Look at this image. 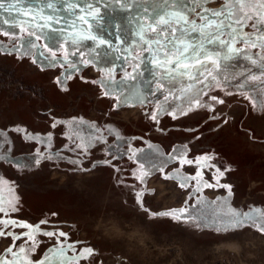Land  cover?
I'll return each instance as SVG.
<instances>
[{"label":"rangeland","instance_id":"374dc122","mask_svg":"<svg viewBox=\"0 0 264 264\" xmlns=\"http://www.w3.org/2000/svg\"><path fill=\"white\" fill-rule=\"evenodd\" d=\"M223 3L212 0L203 7L211 11ZM37 5L38 0L22 3L25 10ZM96 7L105 17L104 24L112 19L126 23L128 13L113 11L120 5ZM57 9L71 25L75 17L60 0ZM76 11L84 14L79 7ZM196 11L201 7L196 6ZM45 14H51L50 10ZM16 16L0 10V195L6 210L10 202L18 210L0 214V219L39 225V231L0 229L22 237L19 241L0 237V259L12 260L6 249L19 252L15 245H23L28 252L20 259L31 264L65 260L69 264H264V233L251 223L218 233L160 215L185 209L209 224L232 212L264 217V108L259 106L264 104V76L248 80L242 91L215 84L187 115L172 119L161 111L154 121L152 115L162 97L151 94L150 64H140L142 75L135 80H124L125 72L132 69L123 56L116 59L111 49L95 48L92 40L84 39L78 51L69 44L57 50L58 45L43 36L35 41L37 48L31 55L21 57L11 50L21 38H29L27 29L21 32L5 23ZM190 18L197 17L193 13ZM37 19L44 23L39 14ZM87 29V24L77 22L65 35L75 31L87 36ZM244 31H254L252 21ZM14 32L19 36H13ZM92 33L117 43L99 26L94 25ZM193 36L198 38L199 33ZM45 44L57 50L61 62L50 63ZM39 52L45 53L44 59ZM250 53L264 51L256 48ZM64 55H69V62L63 61ZM143 55L147 59L146 51ZM86 59L94 63H83ZM261 63L258 60L254 66L238 56L227 71L259 74ZM243 79L240 76L231 83ZM138 91L144 96L137 97ZM121 93L128 102L117 108ZM246 95L258 101L256 108ZM213 96L224 103L213 101ZM182 156L194 163L182 165ZM208 165L229 169L220 182L233 186L231 196L218 185L206 187L216 184L214 169ZM200 170L202 177H197ZM46 231L57 235L45 236ZM60 231L65 237L58 235ZM25 232H32V241Z\"/></svg>","mask_w":264,"mask_h":264},{"label":"snow or ice","instance_id":"6c2138e0","mask_svg":"<svg viewBox=\"0 0 264 264\" xmlns=\"http://www.w3.org/2000/svg\"><path fill=\"white\" fill-rule=\"evenodd\" d=\"M60 2L65 5L64 10L68 11L70 16L75 17L71 25H68L67 20L57 14L58 0H38L35 8L29 7L27 10L22 6L23 0H0V10L9 15L17 14L16 18L12 21L6 20L5 23H9L13 28L19 27L21 32L27 29L29 37L27 40L21 38L18 46L11 51L19 53L21 57L31 55L32 50L37 48L35 41L40 40L41 36L58 45L57 50L63 48L64 44H69L78 51L81 42L84 39H90L94 42L95 48L104 46L111 49L116 53V59H121L123 56L132 69L131 73L125 72L122 78L124 80H135L142 75L140 64L148 63L152 66L147 69L152 77L149 84L154 85L151 88V94H159V97H162V100L158 101V111L152 115L154 121H158L161 111L170 115L172 119L187 115V110L192 108V104L194 102L199 104L198 98L215 84H222L224 87L232 86L242 91L247 88L248 80L255 81L264 76V63L259 65L261 67L259 74H251V72L249 74L243 72L229 74L227 71L230 62L238 56L247 58L254 66L257 65L258 60L264 62V54L250 53L251 49L256 48L264 51V28H261V25H264V0H224L221 7L211 11L203 6L211 3L212 0H84L83 7H80V0H60ZM100 4L106 7L120 5L113 11L128 13L125 17L126 23L119 24L117 20L112 19L104 24L105 17L100 15L101 9L96 7ZM196 6L201 7L200 12L196 11ZM78 7L79 12L84 14L77 13ZM46 10H50L51 14L46 15ZM193 13L196 19L190 18ZM38 14L39 19L44 23L38 22ZM23 17H30V19L22 20ZM249 21H252L254 29L252 33L244 31ZM77 22L88 25L87 36L75 31L70 36L65 35L68 29L76 27ZM60 24L64 27L53 26ZM94 25L99 26L102 31H107L110 37H115L117 43H113L111 38L104 39L103 36L94 35L92 33ZM194 33H199V37L194 38ZM13 36H19V33L14 32ZM32 37L35 39H31ZM239 44H243V47H237ZM121 45L126 46L121 47ZM44 47L51 53L48 57L50 63L61 62L57 59V50L49 48L47 44ZM137 49H140L139 54L132 55ZM2 50L0 47V51ZM145 51L148 53L147 59L143 55ZM38 54L42 59L45 58L44 52ZM70 54L75 55V52ZM63 61L69 62V55H64ZM83 63L92 64L94 60L86 59ZM114 71L112 69L109 75L111 76ZM240 76H244V79L239 84L231 83ZM112 80L115 82L114 76ZM194 85H203V87H194ZM261 86L264 87V85ZM109 95L111 93L105 92V96ZM245 98L251 102L253 108L258 106L255 98L247 95ZM211 99L219 104L224 103L223 100L217 101L215 96ZM119 100L117 108L128 102L123 93ZM174 100L178 102V105L172 104ZM259 106L264 108V104ZM203 159L209 158L205 156ZM180 163L191 165L194 161L182 156ZM208 167L214 169L213 179L216 184H206V187L218 185L226 189L231 196L233 186L220 182L229 169L221 170L214 165H208ZM195 175L202 177V170L197 171ZM180 187H184V182L180 183ZM3 205L4 197L0 195V214L8 216L18 210L14 203L10 202L8 210ZM160 215L177 221L182 219L191 221L194 227L201 229L211 227L218 233H228L243 228L249 223L259 232L264 233V217L257 219L251 213L232 212L226 219L214 220L210 224L185 209ZM40 223L46 224L47 221ZM10 227L31 229L32 232L39 231V225L34 228L30 223L17 222L15 219H0V229ZM32 232L24 233L29 241L33 239ZM43 235L52 237L57 233L46 231ZM58 235L65 237L62 231ZM0 237L11 238L12 241L22 239L19 234L3 230H0ZM15 247H19V252H15L13 247L6 249L13 259H0V264H31L30 261L20 259L27 254L28 249L23 245H15ZM32 247L35 246L32 245ZM72 247V245L68 246L69 249ZM60 251L63 253L65 249L61 248ZM86 251L90 255L93 253L92 249H86ZM40 264H46V261H41ZM61 264H69V262L65 260Z\"/></svg>","mask_w":264,"mask_h":264},{"label":"bare ground","instance_id":"6f19581e","mask_svg":"<svg viewBox=\"0 0 264 264\" xmlns=\"http://www.w3.org/2000/svg\"><path fill=\"white\" fill-rule=\"evenodd\" d=\"M139 96L143 97V96H144V93H143V92H140V91H138V92H137V97H139Z\"/></svg>","mask_w":264,"mask_h":264}]
</instances>
